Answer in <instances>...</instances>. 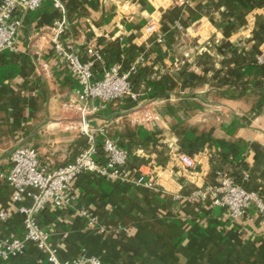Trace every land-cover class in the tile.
I'll list each match as a JSON object with an SVG mask.
<instances>
[{
  "label": "crops",
  "instance_id": "crops-1",
  "mask_svg": "<svg viewBox=\"0 0 264 264\" xmlns=\"http://www.w3.org/2000/svg\"><path fill=\"white\" fill-rule=\"evenodd\" d=\"M56 1L61 8L44 0L17 10L14 47L0 54V210L8 215L0 236L22 237L18 207L32 205L14 201L1 177L11 152L34 147L43 166L57 168L88 147L78 116L63 108L78 85L55 52L50 28L62 18L64 54L92 62L95 79L111 66L138 68L130 76L137 99L113 101L88 120L97 146L109 139L128 151L129 180L83 173L69 207L37 215L58 261L264 264L261 216L231 219L187 199L221 172L264 194V0ZM150 19L161 23V42L142 30ZM178 153L194 158L192 171ZM139 176L152 186L136 185ZM0 264L50 263L28 243Z\"/></svg>",
  "mask_w": 264,
  "mask_h": 264
},
{
  "label": "built area",
  "instance_id": "built-area-1",
  "mask_svg": "<svg viewBox=\"0 0 264 264\" xmlns=\"http://www.w3.org/2000/svg\"><path fill=\"white\" fill-rule=\"evenodd\" d=\"M44 0H2L0 2V54L13 49L17 31L20 25L16 16L17 10H36ZM53 5L61 8L56 0ZM183 4L184 0H176ZM66 22L59 18L50 30L55 43V52L64 57L69 71L78 85L76 96L63 104L66 112L78 116V129L88 141V147L80 152L72 162L57 168H47L40 163L39 154L34 147L20 146L15 148L9 157V169L1 177L13 190L12 199L21 201L22 197L31 199L29 207L20 205L18 213L21 216L22 237L0 236V260H8L20 256L28 243L46 254L50 264L61 263L56 257V250L49 245V233L43 230L37 215L48 206L67 208L77 195L74 193V180L83 173L95 174L107 181H128L129 177L122 172L128 160L126 149L117 146L113 141L104 139L101 146L94 142V135L89 126V118L113 101L128 99L135 101L137 93L134 91L130 76L137 71L138 62L132 64L127 72H121L118 66H111L103 72L100 79L93 76V63L85 62L77 54H64V47L58 42V36L63 33ZM162 27L159 20L150 19L142 27L148 36H154L158 42L162 39ZM87 53L100 60L91 49ZM258 63L264 62V57L257 58ZM177 160L183 167L192 171L195 168L193 157L176 154ZM136 185L151 187L152 183L139 176L134 180ZM175 199H181L179 195ZM206 207H219L228 218L244 217L249 211L261 216L264 224V194L256 190H249L236 183L230 174L221 172L214 183L197 186L187 197ZM85 214V212H82ZM7 212L0 210V224L7 219ZM93 218H91L92 220ZM71 264H78L72 262ZM89 264H101L96 259L89 260Z\"/></svg>",
  "mask_w": 264,
  "mask_h": 264
},
{
  "label": "trees",
  "instance_id": "trees-1",
  "mask_svg": "<svg viewBox=\"0 0 264 264\" xmlns=\"http://www.w3.org/2000/svg\"><path fill=\"white\" fill-rule=\"evenodd\" d=\"M99 147V146H98ZM95 175V174H94ZM95 176H97V175H95ZM98 177V176H97ZM100 180H103V179H101L100 177H98Z\"/></svg>",
  "mask_w": 264,
  "mask_h": 264
}]
</instances>
